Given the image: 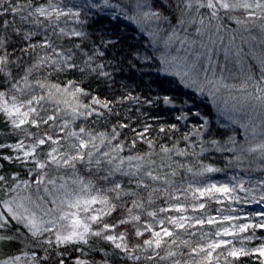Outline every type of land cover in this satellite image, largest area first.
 I'll return each instance as SVG.
<instances>
[{
	"label": "snow or ice",
	"instance_id": "obj_1",
	"mask_svg": "<svg viewBox=\"0 0 264 264\" xmlns=\"http://www.w3.org/2000/svg\"><path fill=\"white\" fill-rule=\"evenodd\" d=\"M122 24L143 43L109 57ZM249 261L264 0H0V264Z\"/></svg>",
	"mask_w": 264,
	"mask_h": 264
},
{
	"label": "trees",
	"instance_id": "obj_2",
	"mask_svg": "<svg viewBox=\"0 0 264 264\" xmlns=\"http://www.w3.org/2000/svg\"><path fill=\"white\" fill-rule=\"evenodd\" d=\"M102 27L106 29H112V25L108 24L107 22H105ZM108 35H111L114 38H118L121 41L120 44L116 45V48L113 52H109V57H111L112 55H117L118 59L123 58L124 55L131 51L129 46L136 45L137 41H140L139 34L131 31V28L126 29L123 24L120 25L118 29L109 32ZM140 42L143 43V41ZM142 71L147 74L141 76V72L136 70H132L130 73V70L125 65L124 72L122 74L118 73L116 78L118 83H128L131 87H134L138 91H143L145 93L148 92L149 87L153 92L160 91L161 87H163L164 89H167L169 87L175 88V85L170 86L166 83L163 85L159 83H153L152 81L156 79L154 69L150 70L149 68L145 67ZM201 110H204L203 106L201 107ZM246 210L260 211V208L253 205L251 206V208ZM249 264H252V262L249 261Z\"/></svg>",
	"mask_w": 264,
	"mask_h": 264
},
{
	"label": "rangeland",
	"instance_id": "obj_3",
	"mask_svg": "<svg viewBox=\"0 0 264 264\" xmlns=\"http://www.w3.org/2000/svg\"><path fill=\"white\" fill-rule=\"evenodd\" d=\"M258 207V206H257ZM259 208V207H258Z\"/></svg>",
	"mask_w": 264,
	"mask_h": 264
}]
</instances>
